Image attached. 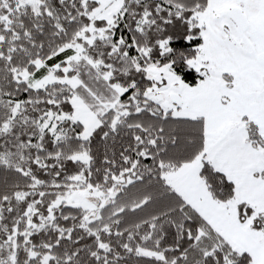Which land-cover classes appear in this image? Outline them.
<instances>
[{"label":"snow or ice","instance_id":"6c2138e0","mask_svg":"<svg viewBox=\"0 0 264 264\" xmlns=\"http://www.w3.org/2000/svg\"><path fill=\"white\" fill-rule=\"evenodd\" d=\"M0 264H264V0H0Z\"/></svg>","mask_w":264,"mask_h":264}]
</instances>
